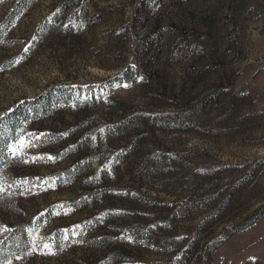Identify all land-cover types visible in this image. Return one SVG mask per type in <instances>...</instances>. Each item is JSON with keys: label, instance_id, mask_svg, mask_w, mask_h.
Here are the masks:
<instances>
[{"label": "rangeland", "instance_id": "374dc122", "mask_svg": "<svg viewBox=\"0 0 264 264\" xmlns=\"http://www.w3.org/2000/svg\"><path fill=\"white\" fill-rule=\"evenodd\" d=\"M73 3L0 32L3 264H264V0Z\"/></svg>", "mask_w": 264, "mask_h": 264}, {"label": "trees", "instance_id": "16d2710c", "mask_svg": "<svg viewBox=\"0 0 264 264\" xmlns=\"http://www.w3.org/2000/svg\"><path fill=\"white\" fill-rule=\"evenodd\" d=\"M21 1L22 0H10L4 15L0 19V32L9 27L16 19L22 10ZM73 2H76V0H60L61 4H70ZM72 10L73 9H70L69 12ZM14 107L15 111H21V105L16 104ZM7 126L9 130L13 131L15 122L11 120ZM2 156H6V154ZM151 168L152 166L150 167V164H148L146 170H150ZM7 204H9V202H7ZM8 213H10L8 217L1 219L6 231L0 236V264H3L6 259L16 254L25 252L30 247L28 228L24 220L18 217V212L16 213L11 210V212Z\"/></svg>", "mask_w": 264, "mask_h": 264}, {"label": "snow or ice", "instance_id": "6c2138e0", "mask_svg": "<svg viewBox=\"0 0 264 264\" xmlns=\"http://www.w3.org/2000/svg\"><path fill=\"white\" fill-rule=\"evenodd\" d=\"M25 51H27V49H25ZM18 62L19 61H16V63H18ZM0 70H2V69H0ZM123 86L128 87V85H123ZM29 135H33V134H29ZM30 143H31V141H26L24 139V137H20L18 140V144L11 146L10 151L12 152V154L14 156H18L20 154V149H22L24 146H26V144H30ZM49 159H51V158H49ZM23 183H27V182L25 181ZM66 238L67 237L65 236V239ZM43 247L48 248L49 252H51V248L47 244L43 245Z\"/></svg>", "mask_w": 264, "mask_h": 264}]
</instances>
